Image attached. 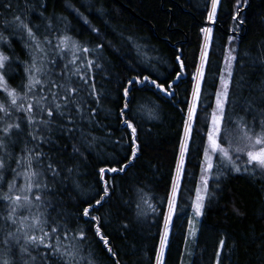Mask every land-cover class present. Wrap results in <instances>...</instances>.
<instances>
[{
	"label": "snow or ice",
	"instance_id": "obj_1",
	"mask_svg": "<svg viewBox=\"0 0 264 264\" xmlns=\"http://www.w3.org/2000/svg\"><path fill=\"white\" fill-rule=\"evenodd\" d=\"M49 2L0 0V264H104V258L120 264L110 237L102 230L103 218L93 213L111 199L117 177L127 174L141 152L140 125L134 115L136 94L151 91L175 103V81H158L151 73L133 72L118 82L117 124L128 139L126 154L96 165L97 194L82 201L75 213H68L58 197L69 184L79 187L76 177L80 166L112 135L104 123L112 114V109L105 107L112 103L110 93L98 83L100 79L111 83L107 56L120 53L125 46L137 57L144 53L131 34L120 33L121 47H114L106 36L100 40V29L72 7L74 18L82 20L97 36L94 44L77 39L66 17L48 12ZM242 4L246 5L247 0H237L232 17L238 24L244 22L239 18ZM220 5L221 0H210V7L206 6L207 24L217 22ZM201 32L204 43L199 67L191 77L193 88L183 120V138L174 175L162 201L166 210L161 213L163 231L155 249V264H166V252L170 250L176 201L186 176V156L198 122L205 68L210 63L213 29L203 27ZM228 43L232 44L231 38ZM124 59L133 60L126 55ZM175 60L178 68L174 75L179 81L185 74V63L178 55ZM251 64L264 69V49L251 59ZM236 66L243 64L236 50L229 47L225 72L219 77L222 86L214 93L215 106L206 116L204 127L198 130L204 138L203 171L191 202L193 220L188 221V235L192 239L185 241L187 257L194 256L192 246L197 243L194 220L204 214L206 202L215 193L210 181L215 188L230 174L264 181V79L258 85H245L241 76L240 87H249V95L233 99ZM259 192L264 198V183ZM149 208L155 213L154 205L149 204ZM224 244L221 239L214 264H221ZM260 251L264 253V245ZM180 264H185L183 257ZM188 264H195V260L190 259Z\"/></svg>",
	"mask_w": 264,
	"mask_h": 264
},
{
	"label": "trees",
	"instance_id": "obj_2",
	"mask_svg": "<svg viewBox=\"0 0 264 264\" xmlns=\"http://www.w3.org/2000/svg\"><path fill=\"white\" fill-rule=\"evenodd\" d=\"M236 1L221 0L217 22L211 25L210 63L205 68V81L197 108L198 122L193 129L194 139L189 142L186 176L181 181V195L176 201L166 264H180L182 257L185 264L190 259H194L195 264H214L221 239L225 241L221 264H261V256H264L260 251L264 245V198L259 192L264 181L238 174L223 177L219 188H215L210 181L215 193L206 202L197 243L192 246L194 256L184 255L188 221L193 212L191 202L203 170L204 138L198 134V130L204 127L206 116H210L215 106L214 93L218 91L219 77L225 69L224 55L234 23L232 17ZM206 6L210 7V0H50L48 4L49 13L54 12L71 22L77 39L93 44L97 42V36L89 26L78 17L74 18L72 7L78 8L94 27L100 29L103 34L100 40L106 36L114 47H121L120 33L123 32L125 36L131 34L143 46L144 53L137 57L135 51L125 46L120 53L107 56L111 83L102 79L98 83L103 84V88L110 93L112 103L105 107L111 108L112 114L104 123L109 126L112 135L111 139L102 141L80 166L76 177L79 187L69 184L67 191H62L58 197L68 213H75L82 201L97 194L96 165H104L106 158L120 159L126 154L124 149L128 146V139L123 128L117 124L118 82L125 81L133 72L151 73L158 81H175V103L159 93L153 95L151 91L136 94L134 115L140 125L141 152L127 174L117 177L116 191L111 199L93 213L103 218L102 230L110 237L120 264H155V249L163 231L161 213L166 210V204L162 201L170 187L183 138V120L193 88L191 77L199 66L204 43L201 28L208 26ZM241 19L244 22L242 26L239 25V30L243 36L238 40L236 53L243 67L234 68L236 87L232 89L233 99L249 95V87H240L241 76L245 85H258L264 79V69L251 64V59L264 49V0H248ZM125 55L132 57L135 63L125 60ZM177 55L185 63V74L179 81L175 80L174 75L178 68ZM142 60L146 62L141 63ZM115 141L120 143L116 144ZM137 203L140 208H137ZM149 204L156 207L155 213ZM237 210L240 214H237ZM125 224L128 225L126 229ZM104 264H112V261L104 258Z\"/></svg>",
	"mask_w": 264,
	"mask_h": 264
},
{
	"label": "rangeland",
	"instance_id": "obj_3",
	"mask_svg": "<svg viewBox=\"0 0 264 264\" xmlns=\"http://www.w3.org/2000/svg\"><path fill=\"white\" fill-rule=\"evenodd\" d=\"M237 2V1H236ZM247 2H248V0H247ZM236 5V4H235ZM247 5V4H246ZM246 5H243L242 4V9H244L245 7H246ZM235 12H236V8H235ZM241 13V12H240ZM239 18H241V14H239ZM207 27H211V25H209L208 24V26ZM236 29V30H238L239 31V26H237V23H233V25H232V30L233 29ZM235 30V31H236ZM231 39H232V44L231 45H228V48H227V50H226V52H225V55H224V59L226 60V57H227V52H228V49H229V47H231V48H234L235 50H236V48H237V46H238V37H230ZM229 38V39H230ZM199 64H200V62H199ZM224 64H225V61H224ZM199 67V66H198ZM224 72H225V69H224ZM221 82H220V84H219V88H218V90L221 88ZM203 171V170H202ZM201 178V177H200ZM202 217V216H201ZM201 217H199V218H195V220H194V225H195V227H194V231L196 232V237H197V233H198V230H199V224H200V220H201ZM190 220H193V212H192V214H191V217H190ZM191 239H192V237H190L189 235H188V241H191Z\"/></svg>",
	"mask_w": 264,
	"mask_h": 264
},
{
	"label": "flooded vegetation",
	"instance_id": "obj_4",
	"mask_svg": "<svg viewBox=\"0 0 264 264\" xmlns=\"http://www.w3.org/2000/svg\"><path fill=\"white\" fill-rule=\"evenodd\" d=\"M243 10H244V9H243ZM243 10L241 11V13L243 12ZM241 13H240V14H241ZM240 19H241V18H240ZM235 23H237V22H235ZM242 24H243V23H242ZM242 24H238V23H237V26H239V25L242 26ZM229 33H230V34H229V37H238V40H239L240 38H242V36H243V35H241L240 30H239V31H237V30H236V31H233V30H232V31H230ZM202 48H203V47H202Z\"/></svg>",
	"mask_w": 264,
	"mask_h": 264
}]
</instances>
